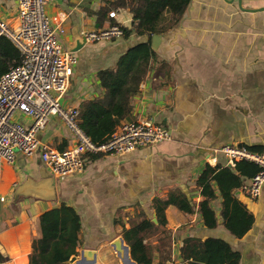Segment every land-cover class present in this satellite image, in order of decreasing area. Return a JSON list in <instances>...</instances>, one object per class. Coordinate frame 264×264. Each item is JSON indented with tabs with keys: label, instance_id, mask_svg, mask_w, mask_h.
I'll return each mask as SVG.
<instances>
[{
	"label": "crops",
	"instance_id": "obj_1",
	"mask_svg": "<svg viewBox=\"0 0 264 264\" xmlns=\"http://www.w3.org/2000/svg\"><path fill=\"white\" fill-rule=\"evenodd\" d=\"M114 1L56 0L47 13L63 22L62 43L72 44L73 30L86 35L108 29L112 22L133 28V14L127 8L114 10L112 21L98 20V12ZM242 7L259 9L264 0H242ZM17 16L18 0H0L2 20L15 27ZM182 19L159 34L162 42L156 59L132 100L130 119L121 123L150 121L168 130L172 140L125 155H88L83 174L59 179L58 203L22 200L15 211L13 191L27 176L38 178L43 166L39 154L17 153L13 164L4 165L0 184V196L7 200L0 203V253L6 264H29L33 241L41 237V215L61 204L80 216L79 252L95 251L97 264H133L121 258L113 243L125 241L124 229L141 219L158 225L154 200L180 193L192 202L194 212L184 213L175 206L166 209V226L145 240L156 247L153 264L184 263L182 250L188 239H221L239 253V264H264V187L258 199L234 191L254 216L252 228L240 239L224 227L221 198L212 203L218 227L204 225L197 187L207 165L227 166V158L216 152L223 146L264 150V12H245L238 0H192ZM148 40L133 31L112 41L87 42L75 54L77 64L63 107L80 110L102 96L99 72L114 69L129 48ZM18 120L29 122L20 116ZM39 139L58 150L75 145L73 134L57 117L51 118Z\"/></svg>",
	"mask_w": 264,
	"mask_h": 264
},
{
	"label": "trees",
	"instance_id": "obj_2",
	"mask_svg": "<svg viewBox=\"0 0 264 264\" xmlns=\"http://www.w3.org/2000/svg\"><path fill=\"white\" fill-rule=\"evenodd\" d=\"M192 0H117L98 12L100 22L117 8H127L133 14V28L121 27L124 36L133 31L140 37L147 36L148 42L129 48L119 59L114 69L100 71L98 78L103 94L84 103L80 108L78 126L97 144L105 143L124 120L130 119L132 100L140 93V86L146 79L151 64L156 59L152 49V37L169 32L178 25ZM167 19L170 27L165 24ZM22 55L19 49L6 37H0V78L11 68L18 66ZM250 151L263 153V148L250 147ZM259 167L246 161L236 167L207 165L197 179L202 201L199 204L204 225L209 229L218 227V217L212 203L221 198V218L224 227L235 238H243L254 224V216L246 205L234 195L246 181L253 178ZM175 206L184 213L194 212L192 202L184 194H171L168 199L154 200L158 222L141 219L124 229L123 238L130 247L131 257L137 264H153L156 247L146 245L145 240L166 226L165 212ZM41 237L32 244L29 264H69L73 257H79L81 220L77 211L61 204L60 207L44 212L40 217ZM165 242V240H163ZM162 245H164L162 243ZM182 264H239V253L221 239L200 241L188 239L182 250ZM163 260L160 264H166ZM7 260L0 253V264Z\"/></svg>",
	"mask_w": 264,
	"mask_h": 264
},
{
	"label": "built area",
	"instance_id": "obj_3",
	"mask_svg": "<svg viewBox=\"0 0 264 264\" xmlns=\"http://www.w3.org/2000/svg\"><path fill=\"white\" fill-rule=\"evenodd\" d=\"M56 0H18V22L10 26L0 18V37L8 38L21 52L18 66L0 78V184L4 165L13 164L17 153L26 157L39 154L42 164L58 179L81 175L88 155H125L141 147L172 140L171 133L150 122L120 125L102 144L94 143L78 126L80 110L65 108L66 96L77 64L75 54L65 51L63 22L49 17L47 7ZM88 43L112 41L124 36L120 26L88 33ZM18 116L27 119L22 123ZM59 118L71 131L75 145L58 150L42 143L39 133L51 118ZM227 158V166L246 161L259 172L241 187L252 199H258L264 187V152L256 153L238 145L216 150ZM7 200L0 196V203Z\"/></svg>",
	"mask_w": 264,
	"mask_h": 264
},
{
	"label": "water",
	"instance_id": "obj_4",
	"mask_svg": "<svg viewBox=\"0 0 264 264\" xmlns=\"http://www.w3.org/2000/svg\"><path fill=\"white\" fill-rule=\"evenodd\" d=\"M234 2V0H233ZM240 8L249 13L264 12V7L259 9H244L242 7V0H238ZM181 21L180 26L183 24ZM73 42L72 44H63L64 49L68 53H79L87 45L85 35H80L77 30L72 32ZM162 42V36L157 34L152 37V49L157 51ZM62 197V190L60 180L56 178L44 165L38 171V178L27 176L22 183H20L11 195V208L13 210L18 209V203L22 200H34L47 203H58ZM123 239L116 240L113 245L115 250L120 254L123 260L133 264H137L131 257L130 247L124 245ZM126 243V242H125ZM125 249V250H124ZM79 257H73L69 264H97L98 258L95 251L82 250L79 252Z\"/></svg>",
	"mask_w": 264,
	"mask_h": 264
},
{
	"label": "rangeland",
	"instance_id": "obj_5",
	"mask_svg": "<svg viewBox=\"0 0 264 264\" xmlns=\"http://www.w3.org/2000/svg\"><path fill=\"white\" fill-rule=\"evenodd\" d=\"M47 15L50 17V15L47 13ZM63 37V36H62Z\"/></svg>",
	"mask_w": 264,
	"mask_h": 264
}]
</instances>
